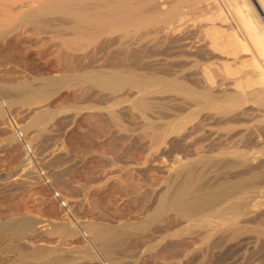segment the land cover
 Returning <instances> with one entry per match:
<instances>
[{
    "label": "rangeland",
    "instance_id": "rangeland-1",
    "mask_svg": "<svg viewBox=\"0 0 264 264\" xmlns=\"http://www.w3.org/2000/svg\"><path fill=\"white\" fill-rule=\"evenodd\" d=\"M126 1L65 10L0 0V227L13 230L0 231V264H99L89 242L111 264H264V91L245 96L221 75L213 88L198 75L197 63L221 65L198 20L214 8L185 0L187 25L170 38L142 0ZM81 2L108 17L111 3L129 11L96 16L82 33L71 17ZM145 75L161 81L140 89ZM15 124L36 168L24 164ZM220 185L228 199L214 214L186 209L192 195L179 201ZM37 250L53 256L31 257Z\"/></svg>",
    "mask_w": 264,
    "mask_h": 264
},
{
    "label": "bare ground",
    "instance_id": "bare-ground-1",
    "mask_svg": "<svg viewBox=\"0 0 264 264\" xmlns=\"http://www.w3.org/2000/svg\"><path fill=\"white\" fill-rule=\"evenodd\" d=\"M56 1L59 2L65 10H67L73 4L72 2L78 1V0H56ZM199 1L201 5H205L203 6V8H206V10H208V7L212 9L214 8L213 12L205 11V13L201 14L198 19L199 22L202 23L204 26V33H205L204 36L206 37L205 39L207 40L208 46L209 48H211V51H213L215 54L217 55L221 54L222 55L221 57L226 56V58H221V65L217 66V68H213L212 65L209 64L210 62L209 63L203 62L204 65L202 63L201 64L199 63L198 65V63L197 64L195 63L197 60L195 59L194 63L198 66V68L200 65L203 66L201 67L202 70L199 69V71H202L201 72L202 74L201 73L198 74L199 71L197 72V74L202 75L205 79L204 81H206V83L212 88L217 86L218 84H219V87L222 86L220 84L225 85L224 83H227L226 82L227 80L229 82L231 81L233 85L232 87H234L235 89L234 91H236V93L238 92L245 96L248 93L250 92L252 93L253 91H256V90L264 91V0H255L253 2L251 0H199ZM124 4L126 6H130L132 5V0L126 1L124 2ZM184 4H185V0H142L141 9L144 11V14L151 15V16L153 15L157 17L158 23L162 24V26L159 27L160 33L163 32V33L169 34V37L170 35H175V36L177 35L178 37L180 34L184 32L183 30L185 29L184 26L187 25L186 23L188 22L186 20L187 14L183 12ZM74 5H75L74 14H77L78 16H81V17L71 16L75 20L73 19L74 20L73 25L71 22L70 23L72 27L74 26L73 28L77 32L79 31L82 33H87L95 29L94 27L96 25L94 22V18L96 16L103 17L104 20H107V19L111 20L115 18L116 16H118L119 14H125V12L129 11V10H125L126 8L124 7L118 9L115 7L116 4L111 3L112 14L108 17L102 14L101 12L98 13V11L95 10L96 8L89 4H83V2H81V3L74 4ZM256 7H258L261 10V14L257 12ZM176 13L177 14L179 13L178 19H177ZM173 15H175L176 18ZM181 38L182 37H179V39L178 38L175 39L176 42L179 41L177 42V44L180 43V41L182 40ZM185 40L186 39L182 40V45L184 43L183 41ZM180 47H183V46H180ZM187 52H188V47H187ZM187 56L189 57L192 55L191 54L188 55L187 53ZM197 61L202 62L200 60H197ZM196 65L194 67L197 69ZM186 71L187 70H185V73ZM179 72H178L177 78H179V76L183 74L182 72L184 71L182 70L181 73ZM220 75L222 76V78L225 79L224 83L223 81L218 80V77H220ZM104 76L106 77L107 75H104ZM222 78L220 77L219 79L223 80ZM110 79L115 80L116 76L113 75L110 77ZM157 81L160 82L161 78L155 77V76L148 77L146 75L145 77L139 76V83L137 87L140 89L145 88L147 90V88L149 87L148 85H151V83L153 84V82H157ZM172 82L181 83V81H178L176 78L172 79ZM191 85H190V89L193 88L192 90H194L195 86L191 87ZM20 88H22V85ZM195 90L197 89L195 88ZM192 92H196V91H192ZM194 94L195 93H193V95ZM226 100L229 101V99H226ZM225 116H227V114ZM191 195L192 197L188 199L187 201H185V198ZM227 195H228L227 186L220 185V187L217 186L213 189L206 191L203 194H196V192L190 191L189 189L187 193H181L179 201H185L183 205L188 210H191L194 212H203V213L210 215L218 211L217 206L223 203L224 201H226V199H228ZM11 228L8 225L3 226V227H0V231L7 233L8 230L9 231L11 230ZM106 244L107 243H104L105 246ZM39 250L35 252L32 251L33 254L30 256L37 259L41 257L42 253L45 254L47 252L45 250H43V252H40ZM48 253H49V250H48ZM48 255L51 256L52 254L50 253ZM20 257L22 259H25L28 256H26L25 254L24 255L22 254L20 255ZM31 257H28V258H31ZM42 259H41V262L44 261ZM14 264H19V263H17L16 261Z\"/></svg>",
    "mask_w": 264,
    "mask_h": 264
},
{
    "label": "built area",
    "instance_id": "built-area-1",
    "mask_svg": "<svg viewBox=\"0 0 264 264\" xmlns=\"http://www.w3.org/2000/svg\"><path fill=\"white\" fill-rule=\"evenodd\" d=\"M13 134L16 136L18 144L20 145L23 151L24 164L28 168H36L37 154L34 147L28 140L27 136L23 133L22 129L16 124L13 126ZM36 174L40 179L41 184L48 186L52 189V198L58 202L61 208L66 209L67 203L63 199L61 193L55 189L53 179L48 174V172L41 168H37ZM88 245L92 250L94 256H96V259L99 264H111L100 253H98V251H96L97 249L90 242L88 243Z\"/></svg>",
    "mask_w": 264,
    "mask_h": 264
},
{
    "label": "crops",
    "instance_id": "crops-1",
    "mask_svg": "<svg viewBox=\"0 0 264 264\" xmlns=\"http://www.w3.org/2000/svg\"><path fill=\"white\" fill-rule=\"evenodd\" d=\"M228 30H229V29H228ZM218 56H220V57H221L222 55H221V54H218ZM221 58H226V56H225V57L223 56V57H221ZM229 60H230V59H229ZM231 60H232V59H231Z\"/></svg>",
    "mask_w": 264,
    "mask_h": 264
}]
</instances>
